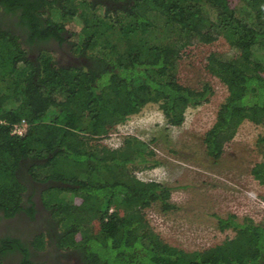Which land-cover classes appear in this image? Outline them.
<instances>
[{"label": "trees", "instance_id": "trees-1", "mask_svg": "<svg viewBox=\"0 0 264 264\" xmlns=\"http://www.w3.org/2000/svg\"><path fill=\"white\" fill-rule=\"evenodd\" d=\"M239 1L236 8L230 0H0V12L19 27H0V213L24 209L25 164L48 183L42 200L58 246L77 250L83 264H264V218L218 217L238 237L206 250L166 242L145 210L175 209L173 187L132 168L159 164L150 145L137 136L117 148L99 142L149 103L159 104L168 125L181 126L189 108L209 102L210 84L180 82V59L187 47L220 37L238 53L207 59L228 89L204 135L208 156L217 161L244 121L264 126V63L246 53L264 49V0ZM50 39L67 43L81 64H61L46 47L30 55L29 46ZM22 120L26 133L13 134ZM257 145L263 160L251 174L264 184V134ZM34 243L43 248V236Z\"/></svg>", "mask_w": 264, "mask_h": 264}, {"label": "rangeland", "instance_id": "rangeland-1", "mask_svg": "<svg viewBox=\"0 0 264 264\" xmlns=\"http://www.w3.org/2000/svg\"><path fill=\"white\" fill-rule=\"evenodd\" d=\"M230 3L241 7L239 0H230ZM69 27L77 28L72 24ZM252 51L264 63V49L254 47L246 53ZM211 52L231 57L238 50L220 37L213 43L194 44L183 51L180 82L195 88L208 83L214 94L209 102L189 108L181 126L168 125L159 104L149 103L99 140L101 144L117 148L127 136H137L150 145L154 151L151 159L159 164L133 165L134 173L142 180H158L172 186L171 199L176 208L163 211L155 204L145 210L147 219L166 242L186 251L214 248L237 236L232 227H222L218 217L235 215L237 220L248 218L256 223L264 218V184L251 174L252 167L263 160L257 140L264 134V126L246 120L217 161L206 152L204 135L228 95L224 81L207 70ZM54 55L61 64L75 65L83 61L78 57L62 60L55 50ZM249 237L239 238L246 243Z\"/></svg>", "mask_w": 264, "mask_h": 264}, {"label": "flooded vegetation", "instance_id": "flooded-vegetation-1", "mask_svg": "<svg viewBox=\"0 0 264 264\" xmlns=\"http://www.w3.org/2000/svg\"><path fill=\"white\" fill-rule=\"evenodd\" d=\"M16 23L15 16L0 12V27H14L15 24V28H19L16 27ZM42 47L57 51L62 60H76V56L70 52L69 45L67 43L60 45L55 39L44 41L40 46H29L30 55L35 56L34 51ZM20 177L27 187L24 192V209L10 217L0 213L2 264H22L23 261H32V264H83L77 250L58 246L56 222L42 200V193L48 183L35 180L25 164L20 167ZM29 209H33L32 213ZM39 236L44 238L43 248L34 243ZM13 240H19L18 247L13 245Z\"/></svg>", "mask_w": 264, "mask_h": 264}, {"label": "built area", "instance_id": "built-area-1", "mask_svg": "<svg viewBox=\"0 0 264 264\" xmlns=\"http://www.w3.org/2000/svg\"><path fill=\"white\" fill-rule=\"evenodd\" d=\"M27 129H28V123L26 122V120H22L21 122L13 126L12 133L16 135H23L26 133Z\"/></svg>", "mask_w": 264, "mask_h": 264}]
</instances>
